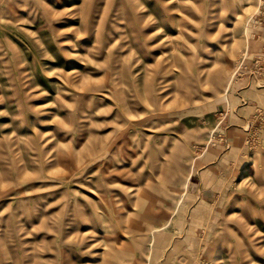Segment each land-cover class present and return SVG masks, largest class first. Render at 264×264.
I'll use <instances>...</instances> for the list:
<instances>
[{
  "label": "rangeland",
  "instance_id": "obj_1",
  "mask_svg": "<svg viewBox=\"0 0 264 264\" xmlns=\"http://www.w3.org/2000/svg\"><path fill=\"white\" fill-rule=\"evenodd\" d=\"M0 264H264V0H0Z\"/></svg>",
  "mask_w": 264,
  "mask_h": 264
}]
</instances>
